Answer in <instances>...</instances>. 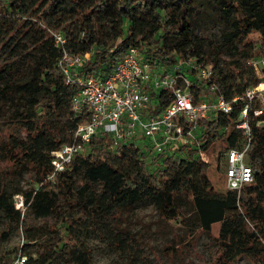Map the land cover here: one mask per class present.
I'll return each instance as SVG.
<instances>
[{
  "label": "trees",
  "instance_id": "1",
  "mask_svg": "<svg viewBox=\"0 0 264 264\" xmlns=\"http://www.w3.org/2000/svg\"><path fill=\"white\" fill-rule=\"evenodd\" d=\"M212 1L227 28L223 39L245 60V80L241 72H222L215 48L202 51L192 23L197 0H0V216L8 223L0 234L19 230L24 216L43 222L21 227L26 264H72L71 258L94 264L84 247L91 225L109 216L117 220L123 210L145 200L163 221L177 214L185 222L181 207L187 203L196 223L193 232H185L188 241L220 222L207 264H233L241 257L264 264V111L248 112L246 160L253 173L239 192L215 189L201 155L221 138L225 150L245 146L242 130L235 128L243 102L229 114L202 121L194 141L179 153L152 155L155 164L147 161L149 149L134 141L114 145L104 136L91 140L54 181H44L51 152L69 142L83 120L71 110L78 88L63 81L57 65L62 49L51 32L62 33L69 53L84 56L83 75H106L133 45L145 49L158 68L181 59L211 65L218 87L230 99L258 81L246 61L259 43L252 33L264 38V0ZM151 96L159 109L172 100L164 89ZM24 170L32 171L34 180L23 189ZM16 194L22 196L23 210L13 205ZM47 232L58 240H37ZM18 247L11 254L0 251V264L8 263Z\"/></svg>",
  "mask_w": 264,
  "mask_h": 264
},
{
  "label": "built area",
  "instance_id": "2",
  "mask_svg": "<svg viewBox=\"0 0 264 264\" xmlns=\"http://www.w3.org/2000/svg\"><path fill=\"white\" fill-rule=\"evenodd\" d=\"M51 35L62 49L57 65L64 83L78 88L71 99V110L82 115L83 120L73 130L72 139L51 152V170L44 181H54L91 140L104 136L116 145L135 142L139 132L148 138L146 149L153 156L180 151L194 141L202 121L219 113L229 114L238 102H243V106L235 128L242 130L246 144L241 149L225 150L224 177L227 188L238 192L252 180L253 169L246 160L250 141L247 120L249 110L254 116L264 111V38L255 46L257 54L246 61L258 81L241 95L226 99L209 64L181 59L158 68L146 58L145 49L130 45L106 75L99 76L94 71L83 75L79 69L84 56L65 49L62 33L52 31ZM159 89L172 95V100L160 109L151 96ZM20 207H23L22 199L17 208ZM23 243L21 234L19 247L6 264H26L28 256L21 248Z\"/></svg>",
  "mask_w": 264,
  "mask_h": 264
},
{
  "label": "rangeland",
  "instance_id": "3",
  "mask_svg": "<svg viewBox=\"0 0 264 264\" xmlns=\"http://www.w3.org/2000/svg\"><path fill=\"white\" fill-rule=\"evenodd\" d=\"M197 1L200 3V7L192 23L202 51L211 53L212 48H215V51L220 53L218 62L224 74L236 75V72H241L244 74L243 80L247 79L245 60L234 48L229 47L222 37L227 28L221 22L213 1ZM252 36L260 42L261 39L255 32L252 33ZM255 52L257 54L256 49ZM3 127L0 123V129ZM134 139L142 150H146L148 138L137 132ZM175 153H179V151L176 150ZM165 154L162 153V155ZM147 158V161L151 160V164H155L157 161L152 156V152H149ZM202 159L206 162L205 169L214 188L217 190L227 189L224 177L225 142L223 138L210 145L208 150L202 153ZM33 180V172L24 170L19 179V187L27 188ZM21 199L20 194L13 196L15 208ZM181 208L183 212L181 216L186 217L185 222L177 214H172L168 221L161 220L149 200L134 204L129 210H123L117 220L109 216L105 221L101 220L91 225L88 236L84 240V247L90 250L91 260L94 264H207L214 246L211 237L217 235L220 222L213 223L209 232L199 233L194 241H188L185 239V232L187 230L193 232L196 229L195 217L187 203ZM20 209L23 210V207ZM23 213L24 211H22ZM42 223L31 216H24L19 230H12L7 236L5 233L0 234V251L13 253L14 248L19 245L21 229L25 225L41 227ZM7 228V220L0 216V233L6 231ZM58 238L57 234L47 232L37 240L52 243ZM173 247L177 248L173 250ZM26 250L31 252L33 247H27ZM71 263L82 264L76 258H71ZM54 264L63 263L59 260ZM233 264L252 263L248 258L241 257Z\"/></svg>",
  "mask_w": 264,
  "mask_h": 264
}]
</instances>
